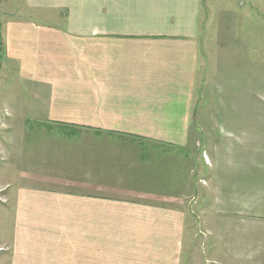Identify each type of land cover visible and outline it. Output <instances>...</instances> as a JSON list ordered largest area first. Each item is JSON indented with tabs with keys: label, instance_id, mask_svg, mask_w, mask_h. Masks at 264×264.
Returning a JSON list of instances; mask_svg holds the SVG:
<instances>
[{
	"label": "crops",
	"instance_id": "crops-1",
	"mask_svg": "<svg viewBox=\"0 0 264 264\" xmlns=\"http://www.w3.org/2000/svg\"><path fill=\"white\" fill-rule=\"evenodd\" d=\"M209 2L0 0L11 264H182L194 241L203 264H264V154L256 137L223 135L264 124L210 120L198 104ZM210 130L226 149L208 150Z\"/></svg>",
	"mask_w": 264,
	"mask_h": 264
},
{
	"label": "rangeland",
	"instance_id": "rangeland-1",
	"mask_svg": "<svg viewBox=\"0 0 264 264\" xmlns=\"http://www.w3.org/2000/svg\"><path fill=\"white\" fill-rule=\"evenodd\" d=\"M207 6L209 7L204 10V16L207 15V17H203L207 29L201 40L206 71L203 76L202 97L198 98V104L210 108V120L221 118V121L225 122L256 123V125L253 124V127H260L257 124H264V0H210ZM222 9H225V12H221ZM231 9L235 12H230ZM224 13L227 15V24L233 25L232 35L229 33L224 35L227 40L224 39L223 34L216 33L218 18ZM216 38H218L217 41ZM216 42L217 45L220 42V47L223 46L219 51V47L216 49ZM217 58H219L218 61ZM221 58L223 61L224 58L226 59L222 65ZM216 110L219 113L215 114ZM51 124L58 125L59 123ZM73 125L75 124H66L65 127H69V130L73 131ZM207 132L211 140L208 150L214 148L215 153L227 148L228 143H225L224 140L227 137H223L225 135L240 140L253 138V141L256 137L261 141L256 140V144L253 142V155L256 152L264 154V136L262 134L264 130H226L220 136L223 142L218 140L214 146L211 143L215 141L213 139H215L216 131ZM243 148L248 149V147ZM213 155L215 156V154ZM191 157L196 162L198 158H201L206 163L212 164L211 157L202 153L200 144H195ZM198 182L204 183L200 176ZM200 198L201 196L196 194L194 202L197 201V205L201 203L199 202ZM4 200L5 198L0 196V201ZM8 202L9 200H6V203L0 202V205ZM194 212V217L199 214L198 209L194 208ZM2 214L0 217L4 218L5 212L3 211ZM3 226L6 229L5 223ZM0 228L2 227L0 226ZM194 229L195 232L198 230L200 233V226L196 228L194 225ZM199 243L194 241L189 244V248L192 249L196 257L188 256L187 260H182V264H203L200 256H197L200 248ZM12 255L11 246L0 241V264H11ZM204 264H208L207 261Z\"/></svg>",
	"mask_w": 264,
	"mask_h": 264
}]
</instances>
